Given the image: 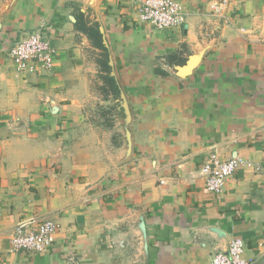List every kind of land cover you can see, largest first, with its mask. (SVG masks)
Wrapping results in <instances>:
<instances>
[{"label": "crops", "instance_id": "crops-1", "mask_svg": "<svg viewBox=\"0 0 264 264\" xmlns=\"http://www.w3.org/2000/svg\"><path fill=\"white\" fill-rule=\"evenodd\" d=\"M174 1L185 23L157 29L136 0H0V264H211L233 239L264 264V0H229L226 20ZM35 32L54 66L18 74L10 51ZM103 55L120 98L107 132L86 112ZM212 155L255 167L216 194ZM29 218L59 225L45 253L11 250Z\"/></svg>", "mask_w": 264, "mask_h": 264}, {"label": "built area", "instance_id": "built-area-1", "mask_svg": "<svg viewBox=\"0 0 264 264\" xmlns=\"http://www.w3.org/2000/svg\"><path fill=\"white\" fill-rule=\"evenodd\" d=\"M137 17L140 22L151 23L157 29H170L185 23L186 16L179 3L174 0H136ZM229 0H211L210 11L213 16L227 19ZM56 50L41 32H35L13 46L10 56L19 74H38L50 71L55 62ZM240 166L255 167L240 158L220 160L212 155L201 172L205 178V188L220 194L230 177ZM59 225L51 220L29 218L20 221L13 230L10 246L13 252L29 251L45 253L53 245ZM211 264H252L244 258V243L233 239L224 252H217Z\"/></svg>", "mask_w": 264, "mask_h": 264}, {"label": "rangeland", "instance_id": "rangeland-1", "mask_svg": "<svg viewBox=\"0 0 264 264\" xmlns=\"http://www.w3.org/2000/svg\"><path fill=\"white\" fill-rule=\"evenodd\" d=\"M77 24L81 28L83 35L89 38L95 47L99 48L100 50L103 49V45L101 42L102 40L99 36L98 29L95 23L90 24L88 22V18L87 19L77 18ZM103 58L100 59L101 62L99 63V66L101 73L98 75L99 76L98 82H100L101 84L99 85L96 83V87H95L96 91L94 92L93 90L92 96L90 98L91 104H89V106L86 108V112L88 115L87 117H91L92 119L91 123H94V120H96L95 123H100L101 125L99 126L104 125L105 126V128L103 126V128L105 129L104 132H107L106 128L109 127L111 123L110 120L113 118L112 116H114L115 114L113 112L114 111L113 109L116 108V106L119 104L120 98H118L119 97L118 92L112 90L110 84L107 81V77L112 78V76H110L111 67L109 66L108 58L105 59L104 55ZM110 101H112L113 103L111 102V104H109L108 102ZM116 115L117 114H115V116ZM102 141H103L102 143L104 144V148H106V146L108 148L109 142L107 143L104 140Z\"/></svg>", "mask_w": 264, "mask_h": 264}, {"label": "trees", "instance_id": "trees-1", "mask_svg": "<svg viewBox=\"0 0 264 264\" xmlns=\"http://www.w3.org/2000/svg\"><path fill=\"white\" fill-rule=\"evenodd\" d=\"M95 34H96V32H95ZM107 81L110 84V87L112 88V90H114L115 92H117V88H116L114 79L113 78H110V77H107Z\"/></svg>", "mask_w": 264, "mask_h": 264}]
</instances>
